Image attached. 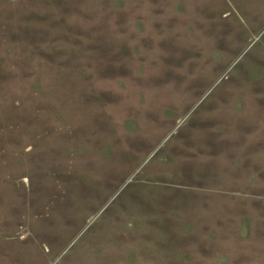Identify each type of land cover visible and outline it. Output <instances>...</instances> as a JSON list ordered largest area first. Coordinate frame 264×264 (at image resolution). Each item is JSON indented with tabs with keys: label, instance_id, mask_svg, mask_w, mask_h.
Returning a JSON list of instances; mask_svg holds the SVG:
<instances>
[{
	"label": "rangeland",
	"instance_id": "obj_1",
	"mask_svg": "<svg viewBox=\"0 0 264 264\" xmlns=\"http://www.w3.org/2000/svg\"><path fill=\"white\" fill-rule=\"evenodd\" d=\"M0 264H264V0H0Z\"/></svg>",
	"mask_w": 264,
	"mask_h": 264
}]
</instances>
